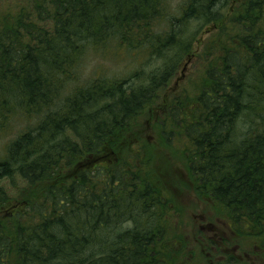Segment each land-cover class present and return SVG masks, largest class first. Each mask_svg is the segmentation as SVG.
Returning <instances> with one entry per match:
<instances>
[{
  "label": "trees",
  "instance_id": "obj_1",
  "mask_svg": "<svg viewBox=\"0 0 264 264\" xmlns=\"http://www.w3.org/2000/svg\"><path fill=\"white\" fill-rule=\"evenodd\" d=\"M232 1L0 0V132L23 120L0 158V181L19 185L13 202L0 184V264L193 260L167 231L172 197L143 115L223 214L214 215L226 220L223 243L242 249L236 257L218 247V233L203 236L206 264L264 251V0H240L193 94H160L193 50V26L220 28ZM93 52L162 63L144 83L141 68L126 77L95 68L82 79Z\"/></svg>",
  "mask_w": 264,
  "mask_h": 264
},
{
  "label": "rangeland",
  "instance_id": "obj_2",
  "mask_svg": "<svg viewBox=\"0 0 264 264\" xmlns=\"http://www.w3.org/2000/svg\"><path fill=\"white\" fill-rule=\"evenodd\" d=\"M240 2V0H233L227 11L228 21L219 23L222 26L229 27L228 29L226 27L224 32L222 30V26L218 28V25L216 24H207V26H204L203 28L202 26H199V23L193 26V30L197 32V39L193 46V50L188 56H185L181 63H179L178 70L161 90L160 94L162 102L165 98L171 100L175 97V95L184 92L187 89L191 91V94H193V87L201 80L203 71L208 68L209 63L212 61L213 55L211 53L214 46L211 41L214 40V38L216 40H219L220 38V41L222 39L228 40L226 32L231 30L229 23L231 17L235 16L240 10ZM260 25L264 28V20L260 22ZM111 55L112 54L105 55L101 52L91 53L83 67L82 79H86L88 76L92 75V73L95 72V68L107 71L110 76L117 75L120 77H126L141 68L144 69V72L141 73L139 80L140 83H144V77L149 76L155 68V70H157L158 66L162 63L161 59L153 57L150 61L147 60L146 63H142L143 66L141 65L138 67L140 60L144 61L148 58L146 53L137 54V52H135L131 55L125 54L115 58H111ZM152 119L153 117L149 115H143L141 120L146 125L149 123V126H146L147 128H145L144 133L155 147V153H157L154 159L156 171L159 174L163 185H167V191L164 192V196L172 197L170 204L174 209L170 210L172 222L169 221L171 223V227H169L167 231L172 235L174 232H177L179 238H182L181 241L183 243H187V248L184 250V254L187 259H193L192 261H189L188 264H196L197 262V264H206V261H209L207 253H205L206 250H204L207 249L206 244L196 242V239L203 240V236L214 237L216 236V233H218V241L221 243V246L218 247L222 251L226 250L227 252L229 250L228 253L233 252L235 256L238 257L239 254L242 253V249L237 248V251H235V249L231 250L225 243H223L221 238L224 234L221 227H224L226 220L221 219V221H219L214 215L218 214L220 216L223 214H220L212 203L205 201L197 195L194 178L191 177L184 165V162L179 158L177 159V153L167 146L163 147L158 145L157 126L154 124ZM246 119H248V121L250 120V118ZM246 119H243L242 121H246ZM22 123L23 120H16V123L13 126L9 125L8 128L0 132V158H2V155L5 153V147L8 141L17 135L19 127ZM0 184L9 185L7 190L12 196L11 198H13V202H15L19 192V185H12V183L6 179ZM225 237L227 236H224L223 238ZM240 241L242 244H245L248 240L240 238ZM233 253H231V255H233ZM252 259L253 256H249L245 259V263L243 261H241V263L264 264V260L262 259H259L258 263L256 260L254 262ZM224 263L226 264V261L219 264Z\"/></svg>",
  "mask_w": 264,
  "mask_h": 264
},
{
  "label": "flooded vegetation",
  "instance_id": "obj_3",
  "mask_svg": "<svg viewBox=\"0 0 264 264\" xmlns=\"http://www.w3.org/2000/svg\"><path fill=\"white\" fill-rule=\"evenodd\" d=\"M259 254L257 255V257L255 258V257H253V261L255 262V260L257 261V263H258V260L259 259H262V260H264V251L263 252H258ZM261 254V255H260ZM259 257V258H258ZM226 264H233V263H226ZM241 264H243V263H241ZM262 264V263H261Z\"/></svg>",
  "mask_w": 264,
  "mask_h": 264
}]
</instances>
